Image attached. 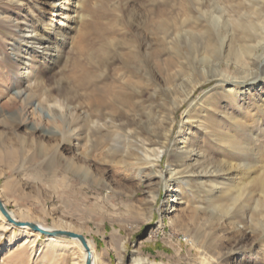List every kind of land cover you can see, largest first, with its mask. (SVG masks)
<instances>
[{
  "label": "rangeland",
  "instance_id": "1",
  "mask_svg": "<svg viewBox=\"0 0 264 264\" xmlns=\"http://www.w3.org/2000/svg\"><path fill=\"white\" fill-rule=\"evenodd\" d=\"M60 6L0 0V197L6 206L22 212V221L80 228L101 264H130L134 257L204 264L205 253L213 264H264V75L243 80L246 72L234 61L242 52L241 61L252 59L253 70L264 68V0H78L63 29L52 15ZM29 25L45 34L46 50L23 40ZM215 63L226 76L176 107L205 70L213 75ZM116 84L113 96L108 88ZM17 89L22 95L6 104ZM37 103L62 116L56 124L37 122L61 133L28 128L35 120L28 108ZM98 118L105 128L91 129ZM171 119L167 155L157 172L169 162L179 167L175 155L186 139L206 153L197 162L187 159L194 170L224 168V161L251 168L222 173L225 180L204 174L189 186L194 175L185 172L169 186L159 181L147 165L134 163L141 142L114 124L130 120L128 127L145 138ZM74 128L78 139L69 132ZM111 144L116 148L109 151ZM87 152L90 157H83ZM215 180L218 187L230 186L224 197H213V204H222L217 207L208 201ZM231 184L243 189L234 202L238 192ZM181 189L187 197L176 204ZM232 204L231 224L220 217ZM4 225L0 217V264H74L78 248L71 239L61 250L44 234Z\"/></svg>",
  "mask_w": 264,
  "mask_h": 264
},
{
  "label": "bare ground",
  "instance_id": "2",
  "mask_svg": "<svg viewBox=\"0 0 264 264\" xmlns=\"http://www.w3.org/2000/svg\"><path fill=\"white\" fill-rule=\"evenodd\" d=\"M53 2H57V3H59L61 5L59 8L53 10V12H52L53 14L52 15H56V16L59 17L58 19L60 21L58 20L59 21V25L58 26H60L61 29H63V27L69 23V20H71V15H72L71 11L74 9L73 8L74 6H71V5L73 4V2L75 3V5H78V0H53ZM3 16L4 15L0 12V18L1 19H4ZM216 19L219 20L217 16L214 18V20H216ZM22 38H23V40L26 43L30 44L33 49H41V48H43V50H46L47 47H48L47 44H46L47 42H45V38H46L45 34L41 31V29H39L36 26H33V27L31 25L26 26L25 29L23 30V37ZM13 49H14L15 52H18L19 47L15 46ZM251 49L253 50V47ZM28 54H30V52H28ZM242 55H243L242 52H237L236 54H234V59H235L234 61L236 63H238V65H240V68L244 69V71L246 72L245 76L240 77L241 79L245 80L246 78H248L251 75H254L256 77L264 75V68H261V69L257 68L256 70H253L254 66H253V63L251 62L252 59L249 58L248 63H244V62L241 61ZM247 56H252V55H247ZM27 62H29V60H27ZM257 65L260 66V63H258ZM208 71L209 70H205L204 73H203V76L193 83V85L191 86V88L187 92L186 97H184L179 102H177L176 103V107H180L181 105L185 104V101L192 94H196L200 90L201 87L203 88L213 78L218 77V76H220V77H225L226 76V74H224L221 71L219 63H215L214 66L211 68V71H213V75H209ZM236 78H238V77H236ZM118 87L119 86H117V84H116L111 89L108 88V91H110V93L112 94V93L115 92V89L118 88ZM227 93L232 95V91L231 90L227 91ZM21 95H22V91L21 90H19V89L15 90L12 93V95H9V98L6 101V104L9 105V104L15 103L16 99L18 97H20ZM117 95H118V92L116 94H114L113 96H117ZM60 107H62V106H60ZM28 110H29V115L32 118L35 119L34 122H31L29 124V126H28V128L30 130L41 131L42 133H44L46 135H56V134H59V133L62 132V130L58 129L59 127L57 128L54 125L52 127H46L42 123H40L42 120H46L48 122L56 124L57 120H60L62 118L61 115L57 114L58 111L56 113L53 108H51V107L45 108L40 103H37L36 105H30ZM171 110H172V108H171ZM189 112H190V110L187 111V114ZM146 119H148V118H146ZM37 121H40V122H37ZM129 121L130 120H128V123H129ZM123 122H127V121L125 120ZM172 122H173V119H171V121H170V123L168 124L167 127H165L162 131L159 130V132L155 131V132L152 133V129L147 128V129H149L146 132L148 134V136L145 137V138H141V136H138L139 133L136 132L135 130H133L132 128L128 127L129 126L128 123L117 124V122H116L114 124V126L117 129H121L122 131H124L127 134L128 137L130 136L131 138L132 137L135 138L134 139L135 141L133 143H135V144L137 143V144L140 145V143H138V141L141 142V145H142L143 149L141 151V155L139 154L138 156H136V160L134 159L136 161L134 163L135 164L147 165V168L152 169V173L154 174V177L158 178V180L161 181V182H166V184L168 186L171 185L170 182H172V181L177 182V180H178L177 175H178V173H182V172L194 175L193 177H190L191 176L190 175L189 179L186 180L187 181L186 185L189 186L190 183L192 182V178L196 177L194 179H198V180L201 181V179L203 178L204 174H209V173L210 174H216L217 176L222 177V180H225V178H223L222 173L225 174V176H226V175H228V172L231 171V170H236V171H239V172H245L246 169L251 168V165L246 163L245 161L243 163H240V164L233 163L232 161H224L225 162L224 168H223V166H221L220 168L218 167V168L212 169V167H211V169H206V170H202V171H197L196 169L194 170V166H191V165L187 164L188 163L187 159L193 157V159H191V160H193L194 162H197L198 160H200L202 158L206 159V153H205V150H203V148L196 149V147H194V145H191V144L188 145L187 144L188 142H187V139H186L183 142L184 146L181 147L180 152L178 151V153H176L178 155L177 156L175 155V157L179 158V161H180L179 167L178 168H174L170 164L171 162H169L168 169L165 172H157L155 168L157 167V165H161L160 161H162V158H164V156L166 154V151H167L168 142L170 141V136H171ZM90 128L91 129L92 128H105V122L101 121L100 118L94 119L90 123ZM69 132L71 133V135H73V137H75L77 139L79 138L80 134L78 132V128H74L72 130L69 129ZM194 133H195L194 130L190 131V135H193ZM135 135H137V137H135ZM120 136H122L121 133H120ZM120 136L118 134L119 138H120ZM123 136H124V134H123ZM100 138H102V137H100ZM131 138H128V139H131ZM115 139H116V136H115ZM107 140H108V135L104 136L103 139H102L103 143L107 142ZM113 140H114V138H113ZM132 140L133 139L130 140L131 143H132ZM117 144H120V142L117 143ZM171 146H172L171 148L174 147L173 144ZM115 148H116V145L115 144H111L110 147L107 150L110 151V150H114ZM177 148H178V146H177ZM231 150H232L231 152L233 153V156H234V154L236 152L233 149H231ZM11 153L13 154L14 151H11ZM83 157L89 158L90 154H88V152H87L86 155L84 154ZM248 158H249V156H245L244 157V159H248ZM224 160H227V159H224ZM168 161H171L170 160V156L168 158ZM221 165H223V164H221ZM79 167H76L75 170L79 171V169H81ZM218 180L219 179H217V181ZM228 180H229V182H231L230 181L231 179L229 178V179H226L224 184L225 183L227 184ZM233 180L235 181V179H233ZM217 181L216 180L212 181V184H213V186L211 187L212 193H211V196H209V198H208V201L210 203L209 205H212L214 207L222 205V204H213V201H212L213 197L214 196L216 197L218 192L220 194V196H217L218 198L224 197L227 192H230V188H229L230 186L229 187H223V186L222 187H218L219 184H218ZM231 186H233V184H231ZM233 187L237 188L236 190L238 192L236 195H234V197H232V200L234 202V201L239 200V198L242 196V193H243L242 190L243 189H241L240 187H237L235 185ZM181 188H183V187H181ZM185 197H187V192L185 190L183 191V189H181L179 196L173 202H175L176 204H179V203L182 202V200L185 199ZM151 200H152V207H151L150 210L148 209L149 210V215H148V219L149 220H151L153 218V215H154L153 205L156 204V203H154V202H156V196L154 195ZM225 200H226V198H225ZM0 201L3 203V206L6 208L8 214L12 217V219H14L13 221L8 220L7 216L0 209V217H1L2 221L5 223L3 228H5L7 226H19V227H22L20 229V232H24V231H29L31 233L34 232L37 236H40L41 234H44V235H46L45 239L50 244L57 246L61 250H63L64 248L66 249L65 245H63V243H62L63 240H66L67 238H69V239H71L73 241L75 246L78 248L77 255H76L75 259H74V264H87L88 256L90 254H91V264H101L100 260H99V257H98V254L95 251L93 243L90 241V239L86 238L83 234L78 232L80 228H74V226H72L71 223L64 225L63 222L60 225L57 224V225H54V226L53 225L52 226H46V225H43L40 222L35 223V222H31V221H22V219H24L22 212L17 213L16 211H14L12 209H9L8 206H6V203L3 201V199L1 197H0ZM233 204L226 208V212L224 214V217H220L221 220L223 218H227L230 221L231 224L234 223L233 222L234 215H231V212H232L233 207H234ZM261 206L264 207V199H263V202L261 203ZM173 210H177V206L176 207L174 206ZM16 221H18L20 224L17 223ZM32 224H35L36 226H38L39 229H36V228L32 227L31 226ZM60 228H62V229H60ZM41 229L46 230L47 233L46 234L42 233ZM70 229H73L75 231H72ZM70 232H74L77 235H82L84 237V239H85V242H84V240H82L78 236L77 237L76 236L75 237L70 236L69 235ZM1 236H2V233H0V237ZM201 261L204 264H213V262H215V260L212 259V257L208 256L206 253L203 254ZM130 264H154V262L152 260L148 259V258L134 257Z\"/></svg>",
  "mask_w": 264,
  "mask_h": 264
},
{
  "label": "water",
  "instance_id": "3",
  "mask_svg": "<svg viewBox=\"0 0 264 264\" xmlns=\"http://www.w3.org/2000/svg\"><path fill=\"white\" fill-rule=\"evenodd\" d=\"M0 209L2 210V212L7 216V218H8V220H11V221H13L14 219H12V217L8 214V212H7V210H6V208L3 206V203L0 201ZM17 223H19L18 221H16ZM20 224V223H19ZM22 224V223H21ZM32 227H34V228H36V229H39L38 228V226H36L35 224H32L31 225ZM41 232L42 233H47V231L46 230H44V229H41ZM69 235L70 236H73V237H79V238H81L82 240H84V242H85V239H84V237L82 236V235H77L76 233H74V232H70L69 233ZM87 264H91V254L88 256V261H87Z\"/></svg>",
  "mask_w": 264,
  "mask_h": 264
}]
</instances>
